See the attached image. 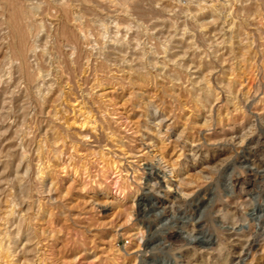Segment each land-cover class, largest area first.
I'll return each mask as SVG.
<instances>
[{
	"label": "rangeland",
	"instance_id": "obj_1",
	"mask_svg": "<svg viewBox=\"0 0 264 264\" xmlns=\"http://www.w3.org/2000/svg\"><path fill=\"white\" fill-rule=\"evenodd\" d=\"M36 2L25 63L0 15V264H264V232L235 260L264 215V0Z\"/></svg>",
	"mask_w": 264,
	"mask_h": 264
},
{
	"label": "bare ground",
	"instance_id": "obj_2",
	"mask_svg": "<svg viewBox=\"0 0 264 264\" xmlns=\"http://www.w3.org/2000/svg\"><path fill=\"white\" fill-rule=\"evenodd\" d=\"M36 1H38V0H36ZM40 1V0H39ZM69 1V2H68ZM71 0H65V1H61V0H53V5H54V7L57 9V10H60L63 14H64V16L66 17V19H69L70 18V16H71V14H72V20H73V22H80L79 21V15H75L74 14V12H73V3H71L70 2ZM77 2L78 1H81V0H76ZM45 2V1H44ZM47 2H48V0H47ZM51 2H52V0H51ZM73 2H75V1H73ZM76 2V3H77ZM49 3V2H48ZM127 3V2H126ZM41 4V3H40ZM45 4V3H44ZM52 4V3H51ZM50 4V5H51ZM81 4V3H80ZM47 5H49V4H47ZM47 5H46V9L48 10L49 8H50V6L49 7H47ZM53 5H52V7H53ZM212 5L213 4H211V7H212ZM243 4H242V2H241V6H242ZM39 2H38V4H37V2L35 3V0H34V2H33V0H0V15H3L4 14V12H8V17H7V20H6V23H8L7 25H8V27H9V29H8V31H10L9 32V34L11 35V45H10V47L11 48H13V50H14V56H15V59H16V57H20L21 59H22V61L24 62V60L25 61H27V59H28V57H30L31 55L33 56L34 55V53H36V50H37V48L39 47L38 46V44L40 43H38V39H39V35H38V31H36L35 30V28L33 27V26H37V28L38 29H41L42 30V28H43V24L39 21V22H37L36 23V20H35V17L37 16V11H38V9H39ZM199 6V8L201 9L203 6H201V4L200 5H198ZM205 6H206V4H205ZM204 6V7H205ZM240 6V7H241ZM246 6V5H245ZM53 7V8H54ZM203 7V8H204ZM42 8V7H41ZM202 8V9H203ZM208 8H209V6H208ZM45 9V8H44ZM51 9V8H50ZM56 9H52V10H55L56 12H54L53 14H55V13H57V10ZM211 9H214V8H211ZM242 11H243V13H245L244 12V7H241L240 8ZM50 11V10H49ZM59 11V12H60ZM58 12V13H59ZM202 12V11H201ZM253 12V11H252ZM38 13H40V11H38ZM57 13V14H58ZM60 14V13H59ZM70 14V15H69ZM230 14V10H228V15ZM68 15H69V17H68ZM4 16V15H3ZM230 16V15H229ZM2 17V16H1ZM38 17V16H37ZM41 17V16H40ZM57 17V16H56ZM61 17H63L62 15H61ZM53 18H55V17H53ZM34 19V20H33ZM38 19H40L39 17H38ZM45 19V18H44ZM43 19V20H44ZM71 19H69V21H70V23H71ZM57 20H59V19H57ZM61 20H62V18H61ZM33 21H34V23H35V25H33ZM63 21V20H62ZM68 22V20L66 21V22H64V23H67ZM64 23H62V24H64ZM55 24V23H54ZM69 24V23H68ZM60 25H61V22H60ZM67 24H65V26H66ZM69 25H71V24H69ZM73 25V24H72ZM75 25H76V23H75ZM45 26V25H44ZM54 26V25H53ZM64 26V27H65ZM5 27H7V26H5ZM55 27V26H54ZM58 27V25L56 26V28ZM60 27V26H59ZM64 27H63V25H62V27H61V29H64ZM67 27V26H66ZM66 27H65V30H60L59 31V29H58V31L61 33V35H65V37H66V33L68 34V32H70V29H69V31H67L66 30ZM72 27V26H71ZM75 27V26H74ZM231 27H232V25L230 26V28H228V29H230V30H232L231 29ZM33 28H34V31H36L37 33H33ZM56 28H54V29H56ZM68 28V27H67ZM76 29V28H75ZM40 30V31H41ZM52 31H54V30H52ZM51 31V32H52ZM55 31H57V29L55 30ZM59 32H57L56 33V35L59 33ZM74 32H76L75 30H74ZM72 33H73V29H72ZM79 33V32H78ZM77 33V34H78ZM82 33V32H81ZM70 34V33H69ZM58 35H60V34H58ZM84 35V34H83ZM78 37L80 36V35H77ZM86 36V35H85ZM10 38V37H9ZM60 38V37H59ZM58 38V39H59ZM80 38V37H79ZM115 38V37H114ZM68 39H70V38H68ZM76 38H73V41L75 40ZM133 39V38H132ZM39 41H40V39H39ZM52 41V40H51ZM73 41H71V42H73ZM80 41V40H79ZM75 42V41H74ZM38 43V44H37ZM68 43H70V42H68ZM77 43V42H76ZM82 43V42H81ZM189 43V42H188ZM8 44V43H7ZM75 44V43H74ZM9 45V44H8ZM78 45V44H77ZM10 47H8V50H9V48ZM59 47V46H58ZM48 48V47H47ZM72 48H74V46L72 47ZM101 48V47H100ZM42 49V48H41ZM46 49V48H45ZM69 50V49H68ZM10 51V50H9ZM39 51H42V50H39ZM46 51V50H45ZM164 51V50H163ZM13 52V51H12ZM11 53V52H10ZM114 53V52H113ZM50 54V53H49ZM83 54V53H82ZM108 54V53H107ZM42 55V54H41ZM73 55V54H72ZM80 52L78 53V54H76V55H74V57H73V59H70L69 60V63H70V65H71V68H72V70L73 71H77V69H80V70H84V69H86V68H81V65L82 64H79L81 61H79L78 59L80 58ZM103 55V54H102ZM13 55H12V53H11V56L10 57H12ZM14 56H13V58H14ZM84 56V55H83ZM88 56V55H87ZM100 56V55H99ZM9 58V57H8ZM68 59H69V57H67ZM72 58V57H71ZM83 58V57H82ZM86 58V57H85ZM156 58V57H155ZM52 59V58H51ZM19 60V58H17L16 59V61H18ZM64 60H66V59H64ZM10 61V60H9ZM21 61V62H22ZM52 61V60H51ZM12 62V61H11ZM10 62V63H11ZM19 62V61H18ZM63 62H65V61H63ZM87 62V61H86ZM118 62V61H117ZM124 62V61H123ZM25 63V62H24ZM27 63V62H26ZM95 63V62H94ZM12 64V63H11ZM16 64L17 63H15V66H16ZM80 66H79V65ZM21 65V64H20ZM69 65V64H68ZM85 65V64H84ZM147 65V64H146ZM65 66V65H64ZM79 66V67H78ZM164 66V65H163ZM3 67V66H2ZM20 67V66H19ZM54 67V66H53ZM56 67V66H55ZM67 67H69V66H67ZM177 67V66H176ZM13 68V67H12ZM61 68V67H60ZM59 68V69H60ZM70 68V69H71ZM118 68V67H117ZM17 69L18 70H20L19 68H18V66H17ZM55 69H58V68H55ZM92 69V68H91ZM153 69V68H152ZM41 70L40 69H37L36 70V73L35 72H32V71H28V70H26V72L23 74V75H25V79H26V81L33 87V88H36L38 91H36V89H35V92H37V95L40 93V92H42V91H45V94L42 96V97H40V99L42 98V103H44V101H45V98H47V96H49L51 93H53V92H57L58 94H60L61 93V95L63 94V84H62V79L61 78H59V77H61V75H55L53 78L52 77H50V78H46L47 77V75H48V73H47V75H43V74H41V72H40ZM53 71H54V73L56 74L57 73V70H54L53 69ZM85 71V70H84ZM158 71V70H157ZM11 72V71H10ZM19 72H21V71H19ZM51 72H52V70H51ZM60 72V71H59ZM61 72H63V71H61ZM72 72V71H71ZM70 72V73H71ZM78 72H80V71H78ZM77 72V73H78ZM87 72V71H86ZM133 72H135V71H133ZM73 73V72H72ZM76 73V74H77ZM84 73V72H83ZM80 74V73H79ZM105 74V73H104ZM136 74V73H135ZM68 75H71V74H68ZM73 75H75V73H73ZM72 75V76H73ZM144 75V74H143ZM51 76H52V74H51ZM59 76V77H58ZM72 76H69L70 78L72 77ZM79 76V75H78ZM83 76V75H82ZM172 81V80H171ZM133 82V81H132ZM100 83V82H99ZM98 83V84H99ZM82 90H84V89H82ZM39 92V93H38ZM208 93V92H207ZM4 94V93H3ZM57 95V94H56ZM3 96V95H2ZM37 97V96H36ZM59 97V96H58ZM38 99H39V97H37ZM10 99V98H9ZM36 99V98H35ZM36 100V101H38L39 102V100ZM2 100V99H1ZM58 100V99H57ZM2 102V101H1ZM84 102V101H83ZM46 103V102H45ZM40 104H41V101H40ZM53 104V103H52ZM59 104V103H58ZM42 106V105H41ZM84 113V112H83ZM87 117V116H86ZM90 124V123H89ZM88 125V124H87ZM15 131V130H14ZM47 138V137H46ZM30 145V144H29ZM5 152V151H4ZM41 152V151H40ZM39 161V160H38ZM243 161H248V158H243ZM170 173V172H169ZM154 180H156L153 184H148L149 185V187L150 188H152L154 185H157L158 184V181L159 180H157V178L156 177H154ZM169 186V185H168ZM245 204V203H244ZM202 206V204H201V201H199V203L196 205V209H199L200 207ZM152 208V207H151ZM253 212L255 211V209L252 207V209H251ZM146 211H148V210H146ZM256 211H257V213H259V211L260 210H257V208H256ZM143 213V212H142ZM162 220H165V221H168V222H171L172 223V221L175 219L174 218V215L173 214H170L169 212H167V211H163L162 210ZM255 214V213H254ZM184 216H185V214H184ZM161 217V216H160ZM177 217V216H176ZM190 217V216H189ZM224 217V216H223ZM179 218V217H178ZM24 219V218H23ZM177 219V218H176ZM171 220V221H170ZM225 220L226 219H224V218H221L219 221H218V225H219V227L220 228H226V229H228V228H230V230H232V229H235L234 227H228L227 226V224H225ZM25 222V221H24ZM199 224V223H198ZM197 224V225H198ZM260 224H264V215L263 214H259L258 216H257V223H255L254 225H253V227H252V234L250 235V239H249V241H247L246 242V244L241 248V251L237 254V258L235 259L236 260V263H239V262H243L244 261V259L248 256V253L251 251V249L254 247V244L256 243V241H257V238L258 237H260V236H262L263 235V232H264V228H261V225ZM182 226V225H181ZM187 227V226H186ZM194 227V226H193ZM198 227H199V225H198ZM5 229V228H4ZM185 229V228H184ZM187 230V229H186ZM238 230H241V227L240 228H238ZM188 231V230H187ZM195 232L197 233H200L201 235H203L204 234V231L203 230H201V228H198V229H196V228H192V230H190L189 232H187L186 233V236H187V239H188V241L191 243V241L192 242H196V243H198V240H197V238H196V236H194V234H195ZM6 235V234H5ZM7 236V235H6ZM5 236V237H6ZM201 237H204V241H205V245L206 246H208V245H211L212 243H213V241L211 240V238H210V235L207 237V236H205V235H203V236H201ZM12 238V237H11ZM153 240V238H148L147 239V242H146V244L148 243V242H151ZM2 241V240H1ZM187 241V242H188ZM11 245V244H10ZM6 246V245H5ZM146 246V245H145ZM147 246H148V244H147ZM0 250H1V255L3 256V253L2 252H8L9 250H8V247H2V245H0ZM231 252V251H230ZM7 253H5L4 255H6ZM11 255V254H10ZM7 258V257H6ZM226 258V257H225ZM9 259V258H8ZM172 260V263L173 264H176L177 263V261H176V257H171V255H170V257H168V259H167V261H170V260ZM225 262H228V263H231V259L230 258H226L225 259ZM164 264H167L166 262L164 263Z\"/></svg>",
	"mask_w": 264,
	"mask_h": 264
}]
</instances>
